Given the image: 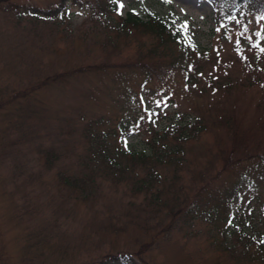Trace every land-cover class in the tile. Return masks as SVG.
Segmentation results:
<instances>
[{"label": "rangeland", "instance_id": "1", "mask_svg": "<svg viewBox=\"0 0 264 264\" xmlns=\"http://www.w3.org/2000/svg\"><path fill=\"white\" fill-rule=\"evenodd\" d=\"M97 1L105 3V0ZM110 1L118 5L116 12L121 16L133 11L143 20L153 14L185 24L190 44L198 50L217 51L222 60L218 74L222 76L225 73L231 77L240 75L244 55H258L260 63L264 61L262 16L233 12V17L217 18L207 0ZM95 6V0H0V102L13 98L0 106V264H88L108 253L129 254L148 241L150 244L142 251V256L149 264H216L211 251L206 248L204 230L208 220L201 215L200 219L188 220L187 228L184 222L187 212L166 217L163 223L166 225L173 219V224L163 231L162 224H155L159 218H152L148 209H141L140 195L132 196L126 183L97 180L94 193L85 203L59 185L58 172L74 175L79 170L77 158L85 153V143L78 140L81 139V127L90 119H96V115L108 119L105 126H100L101 130L119 121L125 125L122 133L115 137H119V143L135 151L145 148V128H137L136 124L124 119L123 110L110 104L113 99L106 97L96 82L107 83L123 68L124 61L131 60L139 49L150 48L153 39L139 30L120 35L113 47L109 41L113 36L107 35L114 33L111 24L105 31L95 28L105 19L91 16ZM108 16L116 18L113 11ZM56 33L59 34L56 36ZM100 39L101 42H95ZM104 40L108 41L107 45L102 44ZM210 51L207 58H210ZM81 64L99 67L96 73L89 70L83 82L76 80L79 85L91 88L93 101H84V118L79 119L77 113L69 115L73 119L70 132L64 136L56 134L55 139L59 155L63 148L66 153L49 168H44V154L39 150L52 146L54 138L50 134L59 131L55 118L60 116V103L75 86L66 83L58 88L49 86L42 92L37 90L26 97L14 95L45 76ZM107 66L108 76L103 73L106 70L100 69ZM138 70L125 73L137 74ZM132 82L134 91L130 92L137 91L142 99L151 92L153 95L150 96L159 104L156 107L157 102L152 99V102H146L148 108H153L148 116L155 130L174 121L176 111L189 113L192 106L201 107L217 96L213 91L204 96L187 86L176 72L173 77L163 80L151 77L142 87L140 79ZM164 90L167 95H163ZM233 95L234 92L227 97ZM41 98L46 100L51 115L44 126L31 110ZM233 106L234 115L244 121L245 127L251 124L255 128L264 122V97L248 100L239 94ZM19 108L26 109L24 115H17ZM260 129L263 131L264 126ZM262 133L264 137V131ZM63 142L68 146L63 147ZM214 155L213 176H203L200 181H195V174L206 167V163L209 167L208 159ZM187 159L188 162L181 166V182L176 181V184L183 186L184 183L188 187L183 199L185 205L193 199L200 202L210 189L216 195L233 173L232 166L219 165V154L209 134L199 136L190 147ZM201 184L204 190L196 192ZM223 194L220 191L219 196L230 213ZM239 198L233 203L245 212L252 211V220L264 219L263 190L258 197L248 193ZM192 207L194 204H187L188 209ZM10 214L13 217L10 218ZM143 222L148 224L146 230L141 229Z\"/></svg>", "mask_w": 264, "mask_h": 264}, {"label": "trees", "instance_id": "2", "mask_svg": "<svg viewBox=\"0 0 264 264\" xmlns=\"http://www.w3.org/2000/svg\"><path fill=\"white\" fill-rule=\"evenodd\" d=\"M207 1L212 5V11L217 18L232 16L233 12L264 18V0ZM95 3L91 16H100L98 19L105 18L98 22L95 28L105 31L111 24L114 33L107 35L113 36L109 37L113 47L120 35H126L129 32L141 30L143 34L147 33L148 37L153 39V45L150 48L146 46L144 49H139L131 60L124 61L123 68L111 78L108 77L107 83L102 80L96 82L105 96L113 99L110 104L114 103L123 110L124 119L136 124L137 128L141 126L145 128V148L135 151L119 143V137L116 139L115 137L117 133H122L125 125L119 121L114 126H107L106 129L101 130L100 126H105L108 119L96 115V119H90L85 126L81 127L79 134L81 139L78 140L85 143V153L77 158V163L80 164L79 170L74 175L58 172L59 185L62 189H68L75 199H79V202L85 203L89 201V195L94 193L97 180L116 184L126 183L132 196L140 195L141 209H148L150 217L159 218L155 224H162L163 231L170 228L173 219L168 220L166 225L163 220L166 217L173 218L178 212H187L184 219L186 228L189 226L188 220L192 222L194 219H200L201 216L207 219L208 226L204 230L206 248L211 251L210 254L214 256L216 264H264V219L252 220V211H243L234 204L236 200L233 201L248 193L258 197L261 195V190L264 191L262 133L264 130L260 129L264 126V122L255 125V128L251 124L245 127L244 121L237 119L233 112V102L237 101L239 94L245 95L248 100H261L264 97V61L260 63L258 55L248 57L244 55L242 60L244 67L240 75L231 77L225 73V76H222L218 74L222 60L217 56V51L196 49L190 44L186 25L182 22L175 23L173 19L153 14H148L143 20L133 11H127L121 16L116 12L118 5L110 0H105L104 4L95 0ZM110 11L114 12L116 18L111 19L108 16ZM58 34L56 33V36ZM95 42H101V39ZM106 42L108 41L104 40L102 44L107 45ZM262 47L264 48V45ZM209 51L210 58H207L206 54ZM213 66L214 70H212ZM106 68L108 66L100 69L104 71ZM137 68L139 69L137 74L125 73L126 71L135 72ZM91 69L96 73L99 67L70 65L64 71L45 76L29 88L22 90L21 93L14 95L18 97L20 94L26 97L37 90L42 92L49 86L58 88L66 83L75 86L73 92H67L60 103V116L55 118L59 131L50 134L52 139L54 138L50 144L52 146L39 150L44 154L46 165L44 168H49L52 162H57L63 153H66V149L63 148L59 155L55 139L56 134L61 133L64 136L65 133L70 132L73 119L69 115L75 116L77 113L79 119L84 118L86 115L82 107L84 101H93L91 88L79 85L76 81L81 79L83 82ZM175 72L182 76L187 86L203 93L204 96L212 91L216 92L217 96L201 107L192 106L189 113L176 111L174 121L167 122L155 130L152 119L148 116L150 115L148 112H153V108L146 106V102H150L151 99L157 102L150 96L153 93L150 92L149 96L146 95V99H142L137 91L130 92L134 91L130 83L134 80L139 82L140 79L139 85L142 87L151 77L163 80L166 77H173ZM103 73L108 76L109 69ZM222 78L226 79L222 81ZM162 92L163 95H167L165 90ZM233 92L234 95L231 98L227 97ZM10 99L13 98L0 102V106L8 104ZM158 105L157 102L156 107ZM47 109L46 100L42 98L39 104L36 102L31 109L32 115L40 119L41 126L46 125L50 119V111ZM25 110L19 108L17 115H24ZM156 113L158 114V109ZM201 134L211 136L212 144L219 154V165L232 166L233 173L226 183L219 187L216 195L212 194L213 191L210 189L199 199L200 202L193 199L191 203L188 202L185 205L183 199L188 187L184 183L183 186L176 184V181L181 182V166L188 162L187 153ZM69 145L72 144L69 143ZM62 146H68V143L63 142ZM215 158L214 155L208 159L209 167L206 163V167L195 174V181L197 179L200 181L203 176H213L211 166ZM244 162L248 163L242 165ZM135 167H137L136 170H134ZM231 178L232 181H230ZM203 186L201 184L196 188V192L204 190ZM220 191L224 192L230 213L225 201L219 196ZM187 204H194V208L197 209L194 210L193 207L188 209ZM183 205H185L184 209ZM9 217L13 216L10 214ZM143 223L141 229L146 230L148 224ZM149 244V241L145 242L129 254L127 252L108 253L88 264H149L142 256V251Z\"/></svg>", "mask_w": 264, "mask_h": 264}]
</instances>
